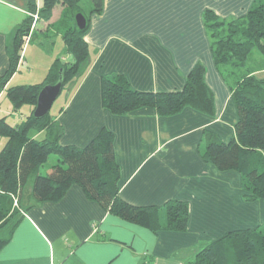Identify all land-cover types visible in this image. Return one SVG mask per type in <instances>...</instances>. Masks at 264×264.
<instances>
[{"label":"crops","instance_id":"0c3cea01","mask_svg":"<svg viewBox=\"0 0 264 264\" xmlns=\"http://www.w3.org/2000/svg\"><path fill=\"white\" fill-rule=\"evenodd\" d=\"M251 3L104 0L103 10L91 15L85 34L91 65L64 91L52 113L63 129L62 145L84 146L102 127L112 131L119 196L138 206L185 201L186 229L152 231L128 222L90 199L80 185L72 184L59 200L42 202L24 212L0 249V264H186L202 243L228 230L264 223V199L242 198L240 172L218 169L201 155L209 134L224 142L233 137L238 117L229 87L215 67L203 12L212 9L230 18L244 13ZM26 9V0H0V74L9 64L7 42L26 17ZM54 9L40 29L55 20ZM31 44V40L25 44L10 84L19 76L27 77L22 74L23 66H30L27 72L37 77L30 83L41 81L53 59L63 54L62 44L42 64L29 62L28 50L38 53V47ZM197 62L206 66V81L214 91L213 115L189 106L167 116L152 107L115 115L101 103L102 75L122 73L141 91H172L182 88ZM10 108L9 103L6 109ZM5 112L0 108L1 114Z\"/></svg>","mask_w":264,"mask_h":264},{"label":"trees","instance_id":"16d2710c","mask_svg":"<svg viewBox=\"0 0 264 264\" xmlns=\"http://www.w3.org/2000/svg\"><path fill=\"white\" fill-rule=\"evenodd\" d=\"M90 1L89 14H85L81 0H26L27 15L14 27L7 42L9 64L0 74V95L7 96L13 112L20 111L24 104L31 108L20 113L14 123L8 122L6 115L0 117V135L5 139L0 148V249L10 240L27 209L59 200L72 184L80 185L90 199L110 213L152 231L187 227L185 201L138 206L119 196L112 131L102 127L84 146L62 145L59 139L63 129L51 110L40 118L33 115L43 85L61 79V92L65 91L91 65L85 34L91 15L103 10L104 0ZM57 4L62 5L59 17L44 30L36 26L37 21L51 18ZM78 12L86 18L82 29L75 21ZM33 14H37L36 20ZM203 22L209 33L215 67L229 87L238 117L235 133L228 142L209 134L202 158L221 170L237 169L242 177L245 201L264 199V75L258 73L264 70V0H252L244 13L230 18L205 9ZM37 30H42L44 35L54 30L62 41L63 54L53 59L41 81L10 84L22 60L24 46ZM64 54L70 58L64 59ZM253 54L261 56L257 59L258 66H248ZM206 71L203 63H195L186 74L182 88L172 91L137 90L124 74L111 72L101 77V103L115 115L152 107L157 114L167 116L187 106L213 115L215 95L206 81ZM52 153L57 154V162L47 174H40V166ZM186 264H264V223L228 230L221 237L202 243Z\"/></svg>","mask_w":264,"mask_h":264},{"label":"rangeland","instance_id":"374dc122","mask_svg":"<svg viewBox=\"0 0 264 264\" xmlns=\"http://www.w3.org/2000/svg\"><path fill=\"white\" fill-rule=\"evenodd\" d=\"M80 5L82 7L83 12L85 14H89V10L91 8V1L90 0H81ZM61 9H62V5L61 4H57L55 6L54 15H53L52 19L56 20L59 17ZM42 24L44 25L45 23L41 22V21H37L36 22V26L42 27ZM53 31L54 30H49L47 32L48 35H44L43 32L37 30V32L34 35L33 39H31V42H32L31 45L33 47H38V53H37V51H33L32 52V50H31V52H30V50H28L27 54H29V57L27 56V59L29 60V62L38 60L39 64H42V62H44V61H46V59H48L47 56H50V54L52 52H56V51H58V49L61 48L62 41H61L59 36L54 34ZM51 40H54L53 44L50 43ZM255 57H256V59H255ZM257 59H261V56L258 55V54H253V56H251L248 59V66H258L260 63H259V61H257ZM23 67L24 68H22L23 69L22 70L23 71L22 74L27 73V77H25V78L22 77L21 78V76H19V77H17V79H15V81L12 84L26 83V82L30 83V82H33V81H30V80H36V79H34V78H37L36 75L34 76L33 74L28 73V72H30V70H28V69L31 68V67L30 66H29V68H26L25 66H23ZM35 71L36 70H31V72L34 73V74L36 73ZM258 73H260L259 74L260 76H263L264 75V70H263V72L262 71H258ZM63 94H64V90L60 93V95L53 102V104L51 106V109H50L51 110V114L55 111L56 107L61 103ZM9 103H10V101L8 100L6 95H3V97L0 98V108H5V110H6L5 113H2V114L0 113V117L3 116V115H6L7 116V121L10 122V123H14V122L18 121L19 118H20V113H26L31 108L29 105L24 104L21 107L20 111L13 112L12 107L10 109H6V106H8ZM10 106H11V103H10ZM4 140H5L4 137H2L0 135V148L3 145V143H4ZM57 159H58L57 154H54V153L50 154L49 157H48V160L42 166H40L39 173L43 174V175L47 174V171L50 169V167L53 164H55L57 162ZM32 179L33 178L31 177L30 180H29L30 184L32 182Z\"/></svg>","mask_w":264,"mask_h":264},{"label":"water","instance_id":"95a60500","mask_svg":"<svg viewBox=\"0 0 264 264\" xmlns=\"http://www.w3.org/2000/svg\"><path fill=\"white\" fill-rule=\"evenodd\" d=\"M75 21L79 28H84L86 25V18L81 13L78 12L75 15ZM62 90V81L61 79L57 80L55 83H48L42 86L38 95L36 104L33 110V115L37 118H40L47 114L55 101L59 96Z\"/></svg>","mask_w":264,"mask_h":264},{"label":"built area","instance_id":"2783aa9c","mask_svg":"<svg viewBox=\"0 0 264 264\" xmlns=\"http://www.w3.org/2000/svg\"><path fill=\"white\" fill-rule=\"evenodd\" d=\"M34 20L37 19V14H33Z\"/></svg>","mask_w":264,"mask_h":264}]
</instances>
